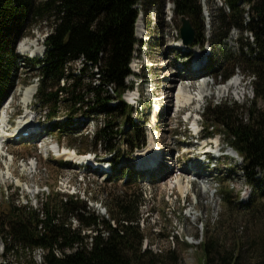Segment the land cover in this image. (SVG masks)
Here are the masks:
<instances>
[{
  "label": "rangeland",
  "instance_id": "obj_1",
  "mask_svg": "<svg viewBox=\"0 0 264 264\" xmlns=\"http://www.w3.org/2000/svg\"><path fill=\"white\" fill-rule=\"evenodd\" d=\"M237 1L240 8L246 7L244 0ZM198 2L203 43L194 36L186 47L180 38L182 15L175 12V0H137L135 42L125 79L128 88L122 95L125 113L90 110L94 100L90 86L98 85L100 76L97 67L83 66L82 59L69 64L84 84L78 91L85 94V101L73 107L80 109L69 114V104L60 100L52 103L55 108L50 115L35 95L25 104V89L34 84L38 88L37 61L44 56V40L52 30L48 20L28 24L16 45L20 58L13 88L0 102V201L13 198L37 207L46 198L75 195L86 210L107 217L106 206L113 205L116 196L131 193L132 203L125 204L137 207L133 224L141 236V248L174 249L180 253V264H205L202 241L207 228L227 230L230 235L237 228L254 235L264 231V194L258 193L257 181L248 182L244 160L230 146L225 130L218 125L208 127L211 117L206 112L209 104L223 101L264 110V99H256L253 90L255 77L239 58L241 45L252 43L253 36L232 27L225 38L220 37V14L229 12L226 0ZM244 17L246 24L249 17ZM25 39L37 41L42 52L35 56L22 52ZM202 58L205 71L186 77L187 69ZM68 83L60 80L61 85ZM178 87L188 95L183 104L175 100ZM108 92L112 94L110 106L118 105L114 90ZM87 99L89 104H85ZM21 122H27L25 130L12 136ZM110 123L107 130L113 137L109 143L100 137ZM63 148L90 160L74 164L62 155ZM156 151L159 155L154 161L151 156ZM207 157L209 162L198 163ZM158 159L160 166L153 172L146 170ZM255 175L261 179L264 172ZM179 183L184 185L182 193ZM250 203L253 210L249 211L245 207ZM71 221L78 225L75 218ZM0 244L1 261V236ZM39 254V250L34 253L38 263Z\"/></svg>",
  "mask_w": 264,
  "mask_h": 264
},
{
  "label": "trees",
  "instance_id": "obj_2",
  "mask_svg": "<svg viewBox=\"0 0 264 264\" xmlns=\"http://www.w3.org/2000/svg\"><path fill=\"white\" fill-rule=\"evenodd\" d=\"M198 1L175 0V12L191 20L194 36L203 43ZM226 2L229 12L220 14V37L225 38L232 27L251 33L253 42L241 45L239 58L255 77L256 99H264V0H244L243 8L237 0ZM136 4L137 0H0V102L14 85L20 58L17 42L28 24L39 19L52 25L44 40V56L37 61L40 82L35 93L49 114H54L52 103L60 100L69 104V114L81 108H73L76 103L85 101V94L78 91L84 86L81 76L74 74L69 65L78 59H82L83 66L90 64L99 71V84L90 86L94 98L90 110L125 113L127 104L122 95L128 88L125 79L130 74L135 42ZM245 14L249 17L246 24ZM245 47L249 52L243 51ZM84 72L82 67V76ZM61 79L70 83L61 85ZM109 88L119 100L116 106L109 104ZM89 103L87 99L85 104ZM244 106L227 101L209 104L208 127L218 125L225 130L230 146L244 160L248 182L257 181L261 188L258 193L263 195L264 176L259 179L255 174L264 172V110ZM110 125L103 128L100 137L109 143L113 137L107 130ZM131 196L126 192L116 196L113 205L106 206L107 217L86 210L75 195L46 198L37 207L13 198L0 201V236L4 244L0 264H180V253L174 249L154 252L141 248V236L133 224L137 207L125 204ZM251 204L245 207L249 211L253 210ZM71 218L78 221L77 226ZM248 233L237 228L230 235L227 230L207 228L202 241L205 264H264V231ZM36 250L40 252L39 263L34 258Z\"/></svg>",
  "mask_w": 264,
  "mask_h": 264
},
{
  "label": "bare ground",
  "instance_id": "obj_3",
  "mask_svg": "<svg viewBox=\"0 0 264 264\" xmlns=\"http://www.w3.org/2000/svg\"><path fill=\"white\" fill-rule=\"evenodd\" d=\"M182 44H183V42H182ZM184 46L187 47V45H184ZM20 49H21L22 52L23 51L29 52L32 56L33 55L35 56L36 54H40L42 52V50H43L42 46H38L37 41L30 40V39H25L23 44L21 45ZM203 60L204 59L202 58V60H198V61L194 62V64H193L194 66H192V68L187 69V72L184 75L186 77H190L191 78V77H195L196 75H199V74L203 73L205 71V66L203 65L205 62ZM193 61H195V60H193ZM230 82H232V81L230 80ZM228 84H230V83H228ZM34 85L33 86H28L25 89V91H24V93H25L24 100L26 102L25 104H28L31 101V99L34 97V95H35L37 86L36 85L34 86ZM229 87H230V85H229ZM175 100H176L177 104H181V103L183 104V103H185L188 100V95L186 94V91L184 89H182L181 87H178L177 90H176ZM21 123L22 124L20 126H17V128L14 129V131L12 132V136H16L17 134H20V133H22L25 130L24 127L26 126L27 122H21ZM27 126L29 128V125H27ZM62 155H64L67 160L71 161L74 164H78V165L86 164L90 160V156H81L83 154H81V155L77 154V153L74 152V150L72 151L71 149H67V148H63L62 149ZM158 155H159L158 151L154 152V154L151 156V159L155 161V159H157ZM154 161H153V163H154ZM158 162H159V159L157 161V164H155L154 166L150 165V167L148 169H146V170L150 169V172H153L156 169V166L158 164H159V166L161 165V163H158ZM202 162H205V163L209 162L208 157L206 158V161H205V159L202 160V159L199 158L198 163L201 164ZM114 164L115 165H114L113 169L111 171H110V169L108 170V172H110V174H112L114 172V169L116 168L117 163H114ZM200 166H202V171L207 172L204 169L205 165L204 166L200 165ZM140 170L144 171L145 170V166H142V168ZM178 188H179L178 190L181 193L184 191V185L182 183L178 184Z\"/></svg>",
  "mask_w": 264,
  "mask_h": 264
},
{
  "label": "water",
  "instance_id": "obj_4",
  "mask_svg": "<svg viewBox=\"0 0 264 264\" xmlns=\"http://www.w3.org/2000/svg\"><path fill=\"white\" fill-rule=\"evenodd\" d=\"M179 33H180L181 41L183 42L184 45H191L195 40L194 29L191 25L190 19L184 15H182L181 17V26L179 28Z\"/></svg>",
  "mask_w": 264,
  "mask_h": 264
}]
</instances>
